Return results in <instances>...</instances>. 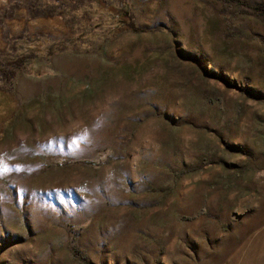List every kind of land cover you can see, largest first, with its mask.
Listing matches in <instances>:
<instances>
[{
    "label": "rangeland",
    "instance_id": "obj_1",
    "mask_svg": "<svg viewBox=\"0 0 264 264\" xmlns=\"http://www.w3.org/2000/svg\"><path fill=\"white\" fill-rule=\"evenodd\" d=\"M67 1L0 0V66L69 38L0 76V264H264V0Z\"/></svg>",
    "mask_w": 264,
    "mask_h": 264
},
{
    "label": "trees",
    "instance_id": "obj_2",
    "mask_svg": "<svg viewBox=\"0 0 264 264\" xmlns=\"http://www.w3.org/2000/svg\"><path fill=\"white\" fill-rule=\"evenodd\" d=\"M58 1V5H61V7H64L67 5L68 1L67 0H56V2ZM103 4L102 6L106 7H101L103 8L105 11H107V9L112 5V3H110L108 0V2L106 1H102L100 0ZM225 1V0H223ZM238 3H241L242 0H234ZM106 2V3H104ZM71 6H73L74 0H71ZM55 4L57 3H51L49 4V7L53 8L55 6ZM60 7V9H61ZM68 7H70V4L68 5ZM80 7H83L82 11L83 12L85 10V6L81 5ZM78 7L77 9L80 10L81 8ZM113 7V12H116L118 14V17L116 19V21L114 22V25H116L117 28L123 27L125 25V23H127L128 21L130 22L129 26L130 28H134L135 26H133V18H132V14L130 9L128 8L126 2H123L122 4H120V2L115 5L112 6ZM57 10V12L55 13H59L61 10ZM120 9V10H119ZM259 9V10H258ZM29 11V9H28ZM49 11V10H48ZM255 13H259V14H263L264 13V8L261 5H257L255 6V9L253 10ZM85 14V13H84ZM122 17V18H121ZM113 18V17H112ZM125 18V19H124ZM85 24V23H83ZM89 25L85 26L80 32L79 35H84V32L86 31L85 28H87ZM90 28V27H89ZM89 31V30H88ZM80 38V37H78ZM68 39H64V38H53V37H49L46 34L43 33H38L36 35L33 36H26L24 33H19L17 36H15V38L10 41H12L11 45L13 46V48L16 47L17 49L15 51H5V58H4V62L3 65L0 66V76H2L1 78L4 80H10V78L12 77L13 73L15 72L16 69L18 68H23L24 66H26L27 63H29L31 60H33L34 58H36V56H43L46 57L48 56V54L50 53H54L57 52L61 49H64ZM78 45H81V42H77ZM1 80V79H0Z\"/></svg>",
    "mask_w": 264,
    "mask_h": 264
}]
</instances>
